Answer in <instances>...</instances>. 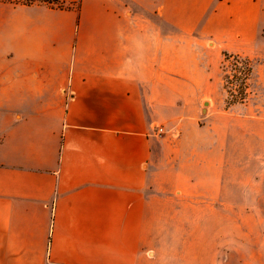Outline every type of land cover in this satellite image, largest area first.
<instances>
[{
  "label": "crops",
  "instance_id": "crops-1",
  "mask_svg": "<svg viewBox=\"0 0 264 264\" xmlns=\"http://www.w3.org/2000/svg\"><path fill=\"white\" fill-rule=\"evenodd\" d=\"M222 52L264 58V0H0V264H264Z\"/></svg>",
  "mask_w": 264,
  "mask_h": 264
},
{
  "label": "rangeland",
  "instance_id": "rangeland-1",
  "mask_svg": "<svg viewBox=\"0 0 264 264\" xmlns=\"http://www.w3.org/2000/svg\"><path fill=\"white\" fill-rule=\"evenodd\" d=\"M249 59L252 61L253 72L248 81L249 94L246 96L247 99L244 103H246L250 109L252 124H255L254 120H260L262 122V108L264 109V58ZM233 68L234 66H232L231 63L224 60L223 52L220 53L218 57V94H220V96L221 94L225 96L226 106L228 97L230 101L233 100V96L228 95L227 89L231 90V93L238 98L245 97V95L240 94V91L242 90L241 80L238 82L233 80L235 74L240 76L241 73H236ZM229 81H233V84H229ZM256 124L262 127V123ZM253 146L256 145L253 143L252 147Z\"/></svg>",
  "mask_w": 264,
  "mask_h": 264
},
{
  "label": "trees",
  "instance_id": "trees-1",
  "mask_svg": "<svg viewBox=\"0 0 264 264\" xmlns=\"http://www.w3.org/2000/svg\"><path fill=\"white\" fill-rule=\"evenodd\" d=\"M17 1H23L25 3H33L35 0H17ZM59 7L63 8V6H59ZM223 57L226 62L231 63L232 66H234L233 70H235L236 73L239 72L241 73L240 76H238V74H235L233 76V80H235V82L241 80L242 90L240 91V94L245 95V97L238 98L231 93V90L227 89L228 95L233 96V100L230 101L229 97L227 99V107H231L239 103H244V101L247 99L246 96L249 94L248 81L250 80L253 72L252 61L248 57H244L240 54H233L229 52H223ZM228 83L233 84V81H229Z\"/></svg>",
  "mask_w": 264,
  "mask_h": 264
},
{
  "label": "built area",
  "instance_id": "built-area-1",
  "mask_svg": "<svg viewBox=\"0 0 264 264\" xmlns=\"http://www.w3.org/2000/svg\"><path fill=\"white\" fill-rule=\"evenodd\" d=\"M155 132L157 135H161V134H165L166 133V129L164 126H156L155 127ZM171 134L173 136H178V131H172Z\"/></svg>",
  "mask_w": 264,
  "mask_h": 264
},
{
  "label": "water",
  "instance_id": "water-1",
  "mask_svg": "<svg viewBox=\"0 0 264 264\" xmlns=\"http://www.w3.org/2000/svg\"><path fill=\"white\" fill-rule=\"evenodd\" d=\"M206 105H208V104H206Z\"/></svg>",
  "mask_w": 264,
  "mask_h": 264
}]
</instances>
